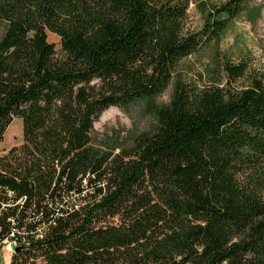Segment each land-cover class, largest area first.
Segmentation results:
<instances>
[{"label": "trees", "instance_id": "16d2710c", "mask_svg": "<svg viewBox=\"0 0 264 264\" xmlns=\"http://www.w3.org/2000/svg\"><path fill=\"white\" fill-rule=\"evenodd\" d=\"M193 1L0 0V148L15 118L24 136L0 155L11 264H264V81L231 89L247 64L178 82L157 131L120 154L91 146L102 112L161 94L248 7L203 3L189 32Z\"/></svg>", "mask_w": 264, "mask_h": 264}, {"label": "rangeland", "instance_id": "374dc122", "mask_svg": "<svg viewBox=\"0 0 264 264\" xmlns=\"http://www.w3.org/2000/svg\"><path fill=\"white\" fill-rule=\"evenodd\" d=\"M227 1L194 0L188 10L186 31L199 32L204 27L201 4L211 7ZM247 1V10L231 21L219 43L211 42L196 55L179 62L170 85L161 94L152 99H139L128 106L111 107L99 115L91 132V146L96 155L114 157L130 148L138 137L153 135L158 128L156 110L170 104L178 82L201 87L218 81L225 84V66L240 63L247 64V75L233 83L232 90H240L252 78L264 81V0ZM5 27L6 23L0 21V38ZM48 40L60 53V38L48 32ZM23 143V123L15 118L5 134L0 155L20 148ZM11 258L9 254H0V264H11Z\"/></svg>", "mask_w": 264, "mask_h": 264}, {"label": "built area", "instance_id": "2783aa9c", "mask_svg": "<svg viewBox=\"0 0 264 264\" xmlns=\"http://www.w3.org/2000/svg\"><path fill=\"white\" fill-rule=\"evenodd\" d=\"M16 248H18V244L15 241H6L4 245L1 247L0 253L1 254H9L11 257L16 252Z\"/></svg>", "mask_w": 264, "mask_h": 264}, {"label": "water", "instance_id": "95a60500", "mask_svg": "<svg viewBox=\"0 0 264 264\" xmlns=\"http://www.w3.org/2000/svg\"><path fill=\"white\" fill-rule=\"evenodd\" d=\"M20 249H21V248H16V250H15V251H16V252H19V251H20Z\"/></svg>", "mask_w": 264, "mask_h": 264}]
</instances>
